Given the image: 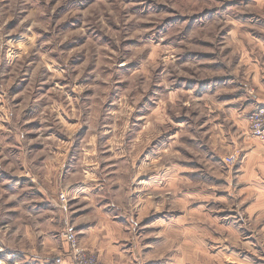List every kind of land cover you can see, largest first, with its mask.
<instances>
[{
  "label": "rangeland",
  "instance_id": "obj_1",
  "mask_svg": "<svg viewBox=\"0 0 264 264\" xmlns=\"http://www.w3.org/2000/svg\"><path fill=\"white\" fill-rule=\"evenodd\" d=\"M259 41L252 0H0V264H101L76 190L116 218L121 264H264L225 104Z\"/></svg>",
  "mask_w": 264,
  "mask_h": 264
},
{
  "label": "crops",
  "instance_id": "obj_2",
  "mask_svg": "<svg viewBox=\"0 0 264 264\" xmlns=\"http://www.w3.org/2000/svg\"><path fill=\"white\" fill-rule=\"evenodd\" d=\"M255 9L264 13V0H252ZM255 54H241L238 56L239 70L235 78L239 79L241 87L244 89L246 96H233L232 100L227 103H236L240 105L230 112V121L235 126V136L230 135L234 143H239V166L237 168V178L239 179L240 189L247 202L245 214L255 220L264 219V144L259 140L250 137L248 132V115L253 110L264 107V43L259 41L256 46ZM255 47V48H256ZM241 68V69H240ZM245 81V82H242ZM227 100V99H226ZM232 110V109H228ZM218 126H222L219 124ZM226 136H224L225 138ZM223 140H221L222 142ZM226 141V138H225ZM219 144L220 148L213 149L212 152L204 156L209 160L211 166L208 172L214 174L216 169L222 165L224 158L232 154V146ZM221 168V167H220ZM83 191V192H82ZM85 190H76V193L85 203L81 208L72 210L71 216L81 241V245L88 250L99 254L101 264H121L120 257L122 248L120 247L121 235L117 228L113 229L112 224L116 223L112 215L106 214V204H95L92 195L84 192ZM245 193V194H244ZM97 198L98 195L93 194ZM87 201V202H84ZM108 209V208H106ZM263 231V229H262ZM115 254L118 258H115ZM62 264V261H60ZM59 264V262L57 263ZM63 264H72L70 259H66Z\"/></svg>",
  "mask_w": 264,
  "mask_h": 264
},
{
  "label": "built area",
  "instance_id": "obj_3",
  "mask_svg": "<svg viewBox=\"0 0 264 264\" xmlns=\"http://www.w3.org/2000/svg\"><path fill=\"white\" fill-rule=\"evenodd\" d=\"M249 124L251 136L264 143V108H258L257 110L252 112ZM235 160L236 157H229L227 158V163L233 164ZM72 231L73 230H71V232Z\"/></svg>",
  "mask_w": 264,
  "mask_h": 264
}]
</instances>
